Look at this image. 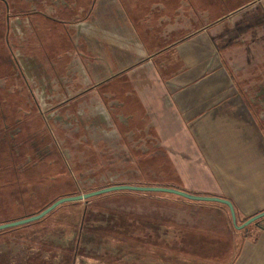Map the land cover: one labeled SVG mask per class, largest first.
Wrapping results in <instances>:
<instances>
[{
	"label": "rangeland",
	"instance_id": "obj_1",
	"mask_svg": "<svg viewBox=\"0 0 264 264\" xmlns=\"http://www.w3.org/2000/svg\"><path fill=\"white\" fill-rule=\"evenodd\" d=\"M91 2L80 0L84 7ZM75 4L0 0V221L30 217L84 189L137 183L227 197L239 223L264 209V91L246 100L259 139L220 140L194 122H171L138 106L135 116L112 112L98 121L93 107L79 106L93 102L77 101L79 88L68 86L63 104V64L73 49L63 17ZM129 193L65 203L40 223L4 233L0 264H98L97 237L113 206L123 204L116 196ZM257 229L250 224L245 236Z\"/></svg>",
	"mask_w": 264,
	"mask_h": 264
},
{
	"label": "crops",
	"instance_id": "obj_2",
	"mask_svg": "<svg viewBox=\"0 0 264 264\" xmlns=\"http://www.w3.org/2000/svg\"><path fill=\"white\" fill-rule=\"evenodd\" d=\"M69 3L63 0L64 8ZM75 5L63 17L73 43L63 97L68 86L79 88L77 101L93 100L79 106L93 107L101 122L112 112L135 116L138 106L171 122H194L220 140L259 139L246 100L264 91V0ZM116 197L123 204L113 206L97 237L107 264H264V217L250 238L219 205L136 192Z\"/></svg>",
	"mask_w": 264,
	"mask_h": 264
},
{
	"label": "water",
	"instance_id": "obj_3",
	"mask_svg": "<svg viewBox=\"0 0 264 264\" xmlns=\"http://www.w3.org/2000/svg\"><path fill=\"white\" fill-rule=\"evenodd\" d=\"M118 191L166 193V194H172L175 196L185 198V199L192 201V202L223 204V205L227 206V208L229 210L231 222H232V224L236 230L245 229L250 224H252L255 221L264 217V210H263V211L255 214V215L251 216L246 221H244L242 224L238 225L237 219H236L235 209H234L232 202L227 200V199L221 198V197L196 195V194H191V193H188L186 191H182V190H178V189L170 188V187L113 185V186L101 188V189H98V190H95L92 192H88L85 194H81V195H74V196H67V197L59 198L58 200L53 202L51 205L46 207L44 210H42L38 214H35V215L27 217V218H23V219H20L17 221L8 222L5 224H0V231L39 221L62 204L79 202V201L87 200L89 198L96 197L99 195H103V194H107V193H111V192H118Z\"/></svg>",
	"mask_w": 264,
	"mask_h": 264
},
{
	"label": "trees",
	"instance_id": "obj_4",
	"mask_svg": "<svg viewBox=\"0 0 264 264\" xmlns=\"http://www.w3.org/2000/svg\"><path fill=\"white\" fill-rule=\"evenodd\" d=\"M140 184H142V183H137V184H135V186H142V185H140ZM125 185H126V184H125ZM127 185H131V184H127ZM160 186H161V187H170V188H175V189H178V190L186 191V190H184V189H182V188L175 187V186H173L172 184H161ZM107 187H108V186H107ZM103 188H106V187H103ZM100 189H101V188H100ZM84 190L86 191V193H87V192H92V191H93V190L90 191V190H87V189H84ZM186 192L191 193V194H196V195H202V194H197V193H193V192H190V191H186ZM149 193L160 194V193H155V192H149ZM162 194H166V193H162ZM168 195L175 196V195H172V194H168ZM203 195H205V196H216V197H221V198H224V199H227V200L231 201V200L228 199L227 197H223V196H219V195H207V194H203ZM175 197L180 198L181 200H187V199L182 198V197H179V196H175ZM93 198H94V197H93ZM54 202H55V201H54ZM76 203H78V202H74L73 204H76ZM196 203H197V202H196ZM198 203H199V202H198ZM200 203H203V202H200ZM51 204H52V203H51ZM51 204H50V205H51ZM211 204L219 205V206H221L222 208H224V209L226 210L227 214H228L229 217H230L229 210H228L227 206H225V205H223V204H217V203H211ZM47 207H48V206H47ZM45 208H46V207H45ZM45 208H44V209H45ZM44 209H42V210H44ZM42 210L38 211L36 214H38V213L41 212ZM235 213H236V210H235ZM32 215H35V214H31L30 216H32ZM46 216H47V215H46ZM46 216H45V217H46ZM28 217H29V216H28ZM236 219H237V216H236ZM42 220H43V218H42L41 220L37 221V222L29 223V224H26V225H22V226H18V227L10 228V229H6V230H1V231H0V236L3 235V234L6 233V232H10V231L17 230V229H22V228L27 227V226H29V225H31V224L40 223ZM14 221H15V220H14ZM9 222H11V221H9ZM257 222H258V220L255 221L254 224L257 223ZM5 223H8V222L0 221V224H5ZM249 226H250V225H249ZM249 226H248L247 228L243 229L242 231H243V232H247L248 229H249ZM54 250H55V249H54ZM74 255H76V254H74ZM23 264H24V263H23ZM25 264H26V263H25Z\"/></svg>",
	"mask_w": 264,
	"mask_h": 264
}]
</instances>
